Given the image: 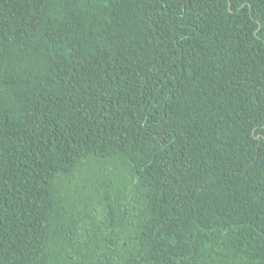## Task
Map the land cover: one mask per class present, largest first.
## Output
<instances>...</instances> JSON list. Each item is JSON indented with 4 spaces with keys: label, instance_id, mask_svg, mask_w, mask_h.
I'll return each instance as SVG.
<instances>
[{
    "label": "trees",
    "instance_id": "16d2710c",
    "mask_svg": "<svg viewBox=\"0 0 264 264\" xmlns=\"http://www.w3.org/2000/svg\"><path fill=\"white\" fill-rule=\"evenodd\" d=\"M0 0V264H264V0Z\"/></svg>",
    "mask_w": 264,
    "mask_h": 264
},
{
    "label": "water",
    "instance_id": "95a60500",
    "mask_svg": "<svg viewBox=\"0 0 264 264\" xmlns=\"http://www.w3.org/2000/svg\"><path fill=\"white\" fill-rule=\"evenodd\" d=\"M229 8L231 9V1L229 0Z\"/></svg>",
    "mask_w": 264,
    "mask_h": 264
}]
</instances>
